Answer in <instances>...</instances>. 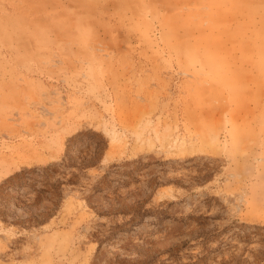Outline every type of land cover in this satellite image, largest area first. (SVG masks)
<instances>
[{"label":"rangeland","instance_id":"1","mask_svg":"<svg viewBox=\"0 0 264 264\" xmlns=\"http://www.w3.org/2000/svg\"><path fill=\"white\" fill-rule=\"evenodd\" d=\"M0 264H264V0H0Z\"/></svg>","mask_w":264,"mask_h":264},{"label":"bare ground","instance_id":"2","mask_svg":"<svg viewBox=\"0 0 264 264\" xmlns=\"http://www.w3.org/2000/svg\"><path fill=\"white\" fill-rule=\"evenodd\" d=\"M113 136H114V139L113 140H116V137H115L114 133H113Z\"/></svg>","mask_w":264,"mask_h":264}]
</instances>
